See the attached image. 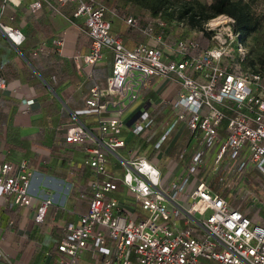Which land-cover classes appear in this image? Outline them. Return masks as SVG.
Listing matches in <instances>:
<instances>
[{
    "label": "built area",
    "instance_id": "obj_1",
    "mask_svg": "<svg viewBox=\"0 0 264 264\" xmlns=\"http://www.w3.org/2000/svg\"><path fill=\"white\" fill-rule=\"evenodd\" d=\"M74 3L73 15L84 18L81 29L91 39L90 50L74 56L78 69L92 66L87 75L94 85L82 112L95 116L98 131L76 114L66 127L65 142L84 145L82 165L91 173L79 185L80 167L71 171L70 187L78 188L88 208L63 225L58 263L264 264V217L254 212L259 195L248 186L226 195L212 186L214 177L222 184L233 177L241 180L253 168L264 177V72L244 65L247 38L236 27V19L218 15L197 36L173 41L168 39L173 32L160 16L156 26L125 16V22L148 40L130 47L113 31L111 18L120 16L119 9L101 0H33L29 8L33 13L45 6L61 12ZM0 31L16 48L26 40L19 27L2 20ZM64 43L63 35L57 37L55 49L60 51ZM46 47L43 42L32 54L37 56ZM108 52L113 56L111 74L99 77L95 66ZM155 77L172 79L176 86L167 100L172 115L148 155L139 147H128L123 131L150 136L155 115L149 107L130 119L124 115ZM6 85L0 75V91ZM180 127L189 130L187 144L194 137L200 139L188 161V146L179 151L184 171L170 178L154 159ZM35 172L29 158L0 161L4 200L33 206ZM261 191L264 194V183ZM53 204L52 196L41 199L34 222L44 223ZM2 242L0 235V259L8 257Z\"/></svg>",
    "mask_w": 264,
    "mask_h": 264
},
{
    "label": "crops",
    "instance_id": "obj_2",
    "mask_svg": "<svg viewBox=\"0 0 264 264\" xmlns=\"http://www.w3.org/2000/svg\"><path fill=\"white\" fill-rule=\"evenodd\" d=\"M32 1L0 0V20L19 27L26 35L25 42L16 48L0 31V75L7 79L6 87L0 91V161L29 158L36 171L32 179L33 206L25 208L13 200L5 201L0 192L1 246L9 257L0 259V264H59L56 248L63 225L67 220H77L88 208L87 201L79 198L78 188L70 187L71 171L80 167L76 170L79 185L91 173L90 168L82 165L84 145L65 142L66 127L76 114L98 131L95 116L82 112L84 99L94 85L87 75L92 66L86 65L82 71L74 59L75 54L90 50L91 39L81 29L84 18L74 17L75 3L62 7L61 12L45 6L33 13L29 8ZM111 19L114 33L126 45L133 47L148 41L139 31H130L128 25L118 30L117 18ZM61 35L65 43L58 51L54 40ZM43 42L46 50L34 56L33 50ZM112 61L113 56L108 52L95 66L94 73L108 77ZM175 86L172 79L155 77L140 99L129 106L125 118L130 119L140 109L149 107L157 123L151 134L154 141L146 144L141 142L143 136L125 129L128 147H139L140 153L149 155L147 149L159 138L165 120L172 115L167 100L174 95ZM28 99L34 102L28 104ZM181 127L154 159L166 177L175 178L184 171L178 155L187 146L190 133ZM192 153L186 156L187 161ZM48 196L54 198L55 204L49 208L44 223H35L36 206ZM49 251L51 256L47 255Z\"/></svg>",
    "mask_w": 264,
    "mask_h": 264
},
{
    "label": "rangeland",
    "instance_id": "obj_3",
    "mask_svg": "<svg viewBox=\"0 0 264 264\" xmlns=\"http://www.w3.org/2000/svg\"><path fill=\"white\" fill-rule=\"evenodd\" d=\"M104 3H106L110 8L117 7L119 9V15L117 16V26L118 30H120L122 27L124 28L125 25H128L125 22V16L126 18L130 15H133L135 17H139L142 24H150L152 26L158 25V17L154 15L149 6H141V5H135L132 2H126L123 0H101ZM190 0H166V2L163 5L162 11L164 17L168 18L169 21L167 22V28L169 31H172L173 34L168 37L169 40H175L177 37H183V36H197V33L199 32V28L192 26L189 24V22H186L185 20H180L177 16L180 13V11L186 6L185 2ZM201 1H207L211 2L212 0H201ZM149 4L153 5H159L161 2H158V0H148ZM252 7L255 9L256 12L260 14H264V0H256L251 2ZM141 13H138V12ZM124 17V18H123ZM170 19H174L171 21ZM129 26V25H128ZM132 29L135 30L134 27L129 26V30ZM158 30H160L159 27H157ZM247 43L248 44V51L250 50V46L252 43V39L250 37H247ZM162 131V130H161ZM159 134L156 136L158 137ZM142 141L145 144L148 143V141H154V136H148V137H142ZM199 137H194L190 143L187 144L188 146V153L186 156H189V153H191L196 145L199 142ZM184 163V160L180 161V163ZM181 163V164H182ZM212 178L210 176V180L212 181ZM214 180L212 181V186L218 190L221 194H227L228 191L232 190L233 192L238 191L240 188H243L245 186H248L252 191L257 193L260 197L258 202L254 203L255 206V213H257L260 217H264V194L261 191L262 184L264 183V177L260 173V171L256 169H250L249 173L247 174V178H243L241 180L238 179V177H233L229 180H225L223 184L221 183L220 177H214ZM234 182V185L229 186ZM237 181V183H236Z\"/></svg>",
    "mask_w": 264,
    "mask_h": 264
},
{
    "label": "trees",
    "instance_id": "obj_4",
    "mask_svg": "<svg viewBox=\"0 0 264 264\" xmlns=\"http://www.w3.org/2000/svg\"><path fill=\"white\" fill-rule=\"evenodd\" d=\"M135 5L149 6L151 12L169 21L163 15V5L166 0H158L159 5H151L148 0H123ZM256 0H190L178 14L180 20L189 22L192 26L204 29L205 23L211 18L221 14H227L236 19V27L245 37H250L252 43L244 61L246 67H252L264 72V14H260L252 7L251 2ZM138 12V11H136ZM141 13V12H138ZM173 21L174 19H170ZM200 40L205 43V38L200 35ZM249 44V43H247Z\"/></svg>",
    "mask_w": 264,
    "mask_h": 264
}]
</instances>
